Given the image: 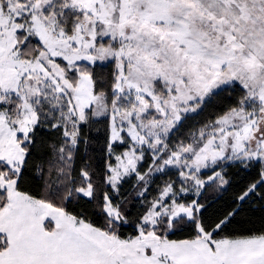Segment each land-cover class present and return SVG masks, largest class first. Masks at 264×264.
I'll return each instance as SVG.
<instances>
[{
  "label": "snow or ice",
  "instance_id": "obj_1",
  "mask_svg": "<svg viewBox=\"0 0 264 264\" xmlns=\"http://www.w3.org/2000/svg\"><path fill=\"white\" fill-rule=\"evenodd\" d=\"M0 264H264V0H0Z\"/></svg>",
  "mask_w": 264,
  "mask_h": 264
}]
</instances>
